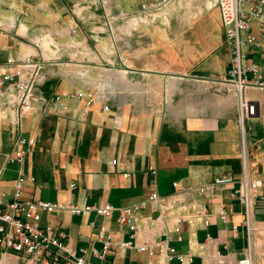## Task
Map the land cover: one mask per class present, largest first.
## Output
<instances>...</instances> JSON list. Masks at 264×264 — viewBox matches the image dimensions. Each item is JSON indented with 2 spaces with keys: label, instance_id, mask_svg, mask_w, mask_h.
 <instances>
[{
  "label": "crops",
  "instance_id": "obj_1",
  "mask_svg": "<svg viewBox=\"0 0 264 264\" xmlns=\"http://www.w3.org/2000/svg\"><path fill=\"white\" fill-rule=\"evenodd\" d=\"M140 1H122L127 15L122 17L118 50L100 34L93 13L89 15L92 19L81 18L77 8L64 5V0H12L8 7L0 2L3 22L0 60L7 55L19 58L36 53L26 38L44 34L41 52L49 62L43 68L44 80L37 84L43 95L70 92L78 86L66 78L69 74H87L93 68H100L101 63L117 60L122 73V93L135 89L129 77L136 74L137 91L153 92L154 96L168 93L169 108L167 113L154 96L139 97L136 110H131L128 100L122 101L118 112L103 109L97 101L85 117L93 119L94 127L101 130L91 133L93 137L89 138L104 139L103 148L94 143V149L85 148L82 141L86 136L84 132H76L75 127L66 136L67 142L62 138L64 122L67 129L79 119L83 99L70 100L68 107L55 115L37 110L24 115L25 119H60L57 128L59 133L61 130L60 142L77 144L78 152L71 161L76 157L83 163L77 166L73 162L71 171L75 176L63 186L38 174L41 143L37 141L32 165L24 164L25 155L19 165L4 164L3 153L11 147V125L6 117L0 116V191L3 192L0 200L12 197L19 166L24 173L21 198L47 195L53 201L110 202L116 207L145 199L143 207L131 210V221L136 225L135 239L164 240L178 252L191 253V259L186 255L183 260L175 258L169 264H240L248 254L249 264H264L262 234L253 231L248 243L243 207L233 192L237 182L217 185L209 191L199 190L201 183L216 175L225 172L239 175L242 169L236 97L224 93L217 85L211 87L210 79L226 75L230 58L218 10L216 21L209 29L207 22L197 23L211 9L206 6L208 0H173L169 23L148 22L138 20L135 15ZM193 8L198 13L189 15ZM198 31L205 37L198 36ZM248 96L256 100L257 113L247 120L250 125L245 137L247 171L260 176L263 174L258 157L264 149V88H250ZM165 119L180 120L169 123ZM21 131L32 134L25 124L21 125ZM36 131L37 127L33 128ZM106 148H110L109 152H105ZM113 158L115 163L111 162ZM124 171L128 174L124 175ZM71 181L75 183L72 188ZM43 187L52 190L43 192ZM154 191L158 196L149 198ZM258 192L260 196L251 219L263 224L264 180ZM221 202L232 207L225 222L218 215ZM117 215V208L109 216L56 210L42 214L41 220L62 229L71 243L88 247L101 246L96 231L100 224L106 225L114 244L104 259L87 255L91 264H162L158 244L154 245L153 254L115 245L119 239L129 238L133 231L128 224L119 223ZM233 224L237 227L233 228Z\"/></svg>",
  "mask_w": 264,
  "mask_h": 264
},
{
  "label": "built area",
  "instance_id": "obj_2",
  "mask_svg": "<svg viewBox=\"0 0 264 264\" xmlns=\"http://www.w3.org/2000/svg\"><path fill=\"white\" fill-rule=\"evenodd\" d=\"M106 13V0H100ZM10 2V0H0ZM173 0H141L138 11L135 13L140 21H160L169 23ZM207 8L215 6L224 31L225 42L228 46L230 58L226 75L210 80L232 86L238 98L239 114L237 117L240 126L242 143V169L239 175L225 172L201 183L199 190H213L217 185L234 184L233 192L243 207V224L248 243L253 231H259L264 237V223L251 219L260 193L259 186L264 180V149L260 152L258 162L262 166V175H252L247 171L245 155V137L250 129L248 119L257 113L256 100L248 96L250 88H264V0H208ZM107 15V14H106ZM124 12L121 17H126ZM112 18L110 15L109 19ZM0 25L3 22L0 20ZM21 35H24L21 34ZM27 37V36H26ZM44 34L38 33L27 37L26 42L36 49L34 54H24L19 58L7 55L0 60V116L6 117L11 125V147L3 153V162L19 165L27 150L34 144L32 134H23L21 131V117L35 110L47 112L65 110L72 99H83L80 113L86 114L90 108L104 97L101 88L92 89L84 86L70 92H54L50 96L43 95L37 84L44 77L43 68L49 62L41 52ZM258 55V59L254 57ZM108 109L107 103L103 104ZM112 163L116 159L111 160ZM124 175L128 172L124 171ZM24 178L22 169L16 168L14 190L9 200H0V259L11 257L14 264H91L89 256L93 255L104 259L114 241L106 225L100 224L96 237L101 242L100 247L91 244L90 247L71 243L69 236L56 225L43 221L42 214H49L56 210H65L69 214L109 216L115 208L118 209L117 221L126 223L133 230L127 239H119L115 245L119 248H136L153 254L154 245H159V253L163 255L162 264H169L173 259L183 260L186 255L191 259V253H182L164 240L137 241L136 225L131 221V210L145 205L141 199L128 205L114 206L110 202L89 203L77 201H53L42 197L21 198L19 191ZM33 179V177H31ZM72 181L69 186L72 188ZM232 192V193H233ZM3 192L0 191V197ZM157 192H152L149 198L154 199ZM231 206L223 202L219 204L218 215L222 221H227ZM179 220V218H177ZM207 222V219L204 220ZM94 221H91L93 224ZM233 228L237 225L233 224ZM249 248V247H248ZM249 253V252H248ZM240 264H249V254L239 261ZM128 264H135L130 262Z\"/></svg>",
  "mask_w": 264,
  "mask_h": 264
},
{
  "label": "rangeland",
  "instance_id": "obj_3",
  "mask_svg": "<svg viewBox=\"0 0 264 264\" xmlns=\"http://www.w3.org/2000/svg\"><path fill=\"white\" fill-rule=\"evenodd\" d=\"M10 2H4L5 5L8 7L11 4ZM55 1V0H54ZM107 2L105 3V7H106V13H109L112 18H107V15L105 14L104 10H103V5L101 3L100 0H64V5H67L69 7H76L77 11L79 12V14L81 15V18H85L86 20L88 19H92V15L89 16L90 14H94L93 15V19L97 20V25L100 27V34L104 35V37H107L109 39V41L112 42L113 45H115V48L118 50L119 46H120V40H121V22H122V14L124 12H126V10L123 9L124 4H123V0H106ZM122 3L123 6H121L120 4ZM197 8H193V10H191L189 12L190 14H197L198 11L196 10ZM217 11V8L215 6H212L211 9H208L207 11H205L202 16L200 17V19L197 23L199 22H207V27L211 28L213 26V24L216 21V17H215V13ZM191 17V16H190ZM108 20L112 26L111 29H113V34L110 33V27L108 25ZM198 28V27H196ZM209 28V29H210ZM198 36L200 37H205L204 33H200V31H198ZM104 62V61H103ZM117 64L118 61L117 60H111L108 61V63L106 64H100L98 66H101L100 68H93V71H90L87 74H75V75H71L69 74V76H67V79H71L73 82H75V84L78 87H84V86H88L91 87L92 89H96V88H101L100 85L103 86V88H101L102 90H104L105 94L104 97L101 98V100H99V102L102 105L103 108V104L107 103L110 109L109 111H119L122 101L128 100L130 103V108L131 110H136V105H137V99L139 97H144L147 99H152L154 94L153 92H142V91H137V83L139 80L138 76L136 74H134L133 77H129L130 81L134 84L133 87L135 89L131 90L130 92H121V74L120 73V69L121 67H119ZM45 77L42 78V80L40 81V83L44 80ZM130 82V83H131ZM210 84L212 82H209ZM217 83V84H216ZM39 84V83H38ZM215 85H217L219 87V89H221L224 93H233L236 97V103H237V107L238 105V98H237V93L235 91V89L225 83H221V82H214L213 81V85L211 87H215ZM221 87V88H220ZM43 88V86H42ZM220 90V91H221ZM160 94V95H159ZM158 101L157 103H162L161 105H164V109L165 111L168 113L169 108L167 106L168 102V93H155L154 96ZM91 109V108H90ZM104 109V108H103ZM93 110V108H92ZM91 110V111H92ZM107 110V109H105ZM39 113H50L52 115L57 114L58 112H55L54 110H49L47 112H42L38 111ZM89 113L87 114H79V119H75V123L73 124H69L68 128L66 129V122H64V135H63V140H65V138L67 139V135L68 137L71 134L72 131V127H75L76 132H84L86 138L84 137L83 139V143L85 145V148L89 149V148H95L94 143L97 144L96 147L98 148H103L104 146V139H98L97 141L94 139H90L89 137H93L91 133H95L96 131H101L100 129H97L94 127L95 123L93 122V119H85L86 116H88ZM238 114H239V107H238ZM166 121H169V123H174L179 122L180 119H165ZM59 121L60 119H25V117H21V125L25 124L29 129L30 132L32 131V134L35 135V142L37 141V143H41V145L39 146V155H38V160L40 163V171L38 172L39 175H41L42 177H48L49 179H53L55 182H57L58 184H62V186L64 184H67L69 182V180H71L73 175L71 169H72V165L73 162H77V166L79 164H82L80 162L77 161L76 157L75 160L71 161L72 155L75 154V152H78V148H77V144L73 145V143H71V141H69L67 144L65 145L63 143L60 142L59 140V136L61 134V130L60 133L58 132V126H59ZM35 122H37V124H35ZM87 125H91V126H87ZM86 126V127H85ZM37 127V131L40 132V134L37 133V131L34 133L33 132V128ZM25 134V133H24ZM67 142V141H66ZM91 142V143H90ZM84 145L82 147H84ZM76 146V147H75ZM37 148V144H33L29 150L26 151L25 153V158H24V164L26 163H30V165H32V162L34 161V157L32 156L33 151ZM110 148H106L105 152H109ZM111 153V152H110ZM109 153V154H110ZM24 166V165H23ZM25 167V166H24ZM40 189V188H38ZM41 190L43 192L52 190V189H47L46 187L41 188ZM42 198L45 199H53L52 196H47V195H40ZM41 222H43V220H41ZM12 259L9 258H4L2 260H0V264H14L15 261H11Z\"/></svg>",
  "mask_w": 264,
  "mask_h": 264
},
{
  "label": "bare ground",
  "instance_id": "obj_4",
  "mask_svg": "<svg viewBox=\"0 0 264 264\" xmlns=\"http://www.w3.org/2000/svg\"><path fill=\"white\" fill-rule=\"evenodd\" d=\"M105 14H107V18H109L110 17V14L109 13H105ZM108 25H109V27H110V33H112L113 34V29H111L112 28V26H111V24H110V22H109V20H108ZM4 258H6V257H2L0 260H2V259H4Z\"/></svg>",
  "mask_w": 264,
  "mask_h": 264
}]
</instances>
